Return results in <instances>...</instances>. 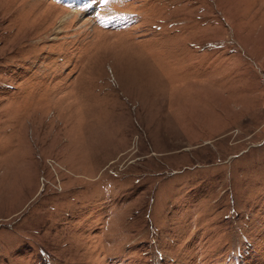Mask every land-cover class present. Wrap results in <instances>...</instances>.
I'll use <instances>...</instances> for the list:
<instances>
[{
  "label": "rangeland",
  "instance_id": "rangeland-1",
  "mask_svg": "<svg viewBox=\"0 0 264 264\" xmlns=\"http://www.w3.org/2000/svg\"><path fill=\"white\" fill-rule=\"evenodd\" d=\"M99 1L0 0V264H264V0Z\"/></svg>",
  "mask_w": 264,
  "mask_h": 264
},
{
  "label": "bare ground",
  "instance_id": "bare-ground-1",
  "mask_svg": "<svg viewBox=\"0 0 264 264\" xmlns=\"http://www.w3.org/2000/svg\"><path fill=\"white\" fill-rule=\"evenodd\" d=\"M72 3H74V4H79V3H81V2H84V1H88V0H70ZM83 4H85V3H83Z\"/></svg>",
  "mask_w": 264,
  "mask_h": 264
},
{
  "label": "snow or ice",
  "instance_id": "snow-or-ice-1",
  "mask_svg": "<svg viewBox=\"0 0 264 264\" xmlns=\"http://www.w3.org/2000/svg\"><path fill=\"white\" fill-rule=\"evenodd\" d=\"M109 2V0H100L101 4H107ZM97 16H99V13H97Z\"/></svg>",
  "mask_w": 264,
  "mask_h": 264
}]
</instances>
